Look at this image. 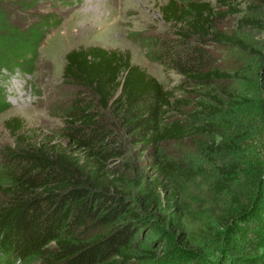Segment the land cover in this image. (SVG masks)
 Masks as SVG:
<instances>
[{"label": "trees", "instance_id": "1", "mask_svg": "<svg viewBox=\"0 0 264 264\" xmlns=\"http://www.w3.org/2000/svg\"><path fill=\"white\" fill-rule=\"evenodd\" d=\"M9 7L0 0V114L11 107L5 72L33 74L49 29L61 24L47 13L21 26ZM160 9L170 37L129 35L147 57L177 71L189 90L229 79L208 46L233 41L218 24L240 11L236 0H169ZM64 67L62 127L44 133L19 117L5 121L13 144L0 149V264H126L156 257L140 245L151 235L160 245L193 246L204 225L191 206L222 227L250 212L263 173L238 185L235 164L212 177L164 154L167 143L203 129L206 115L219 112L215 104L198 101L186 111V101L132 63L130 50L82 46L66 54ZM228 192L243 196L235 212L215 201Z\"/></svg>", "mask_w": 264, "mask_h": 264}, {"label": "rangeland", "instance_id": "2", "mask_svg": "<svg viewBox=\"0 0 264 264\" xmlns=\"http://www.w3.org/2000/svg\"><path fill=\"white\" fill-rule=\"evenodd\" d=\"M1 1L10 6L13 20L21 26L47 13H55L61 24L49 29V35L40 46L33 74L5 72L2 85L11 107L0 114V149L13 144L5 125L9 118L19 117L26 128H38L44 133L62 127V115L57 108L65 104L69 95L63 83L66 54L94 45L130 50L132 63L145 68L186 101L189 104L186 111L194 110L198 101L216 105L219 112L206 115L203 129L164 146L167 158L212 177L221 176L220 168L235 164L238 168L233 182L238 185L245 184L258 172L264 174V81L261 80L264 6H257L252 0H236L240 11L231 12L218 24L233 41L208 46L220 69L230 78L218 81L211 91H195L181 85L183 78L177 71H166L163 65L151 61L146 48L129 36L143 31L170 37L171 27L160 9L169 0ZM214 95L220 102L211 99ZM242 197L228 192L215 201L219 207L226 206L235 212L245 203ZM192 208H196V212L190 210ZM189 210L191 216L204 225L192 239L193 246L174 245L178 239L160 245L151 235L140 245L157 253L156 257H134L126 264H264V178L250 212L240 214L230 226H220L212 214L199 207L191 206ZM221 239L223 242L218 249ZM199 245L201 249L195 247Z\"/></svg>", "mask_w": 264, "mask_h": 264}]
</instances>
